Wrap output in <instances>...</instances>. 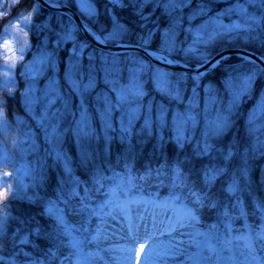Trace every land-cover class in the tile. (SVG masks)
Instances as JSON below:
<instances>
[{"label": "snow or ice", "instance_id": "snow-or-ice-1", "mask_svg": "<svg viewBox=\"0 0 264 264\" xmlns=\"http://www.w3.org/2000/svg\"><path fill=\"white\" fill-rule=\"evenodd\" d=\"M72 3L82 16L81 23L58 13L62 19L52 41L56 48L71 42L64 90L55 74L54 51L41 46L26 65L30 77L49 66L53 70L42 90L45 104L40 116L33 118L43 123L45 139L52 145L50 153L60 162L64 176L52 195L33 192L21 198L36 204L39 211L24 209L13 216L9 205L0 208V253L9 252L0 254V262L91 264V257L98 254L91 244L107 240L109 231L119 235V228L126 233L119 237L124 243L108 245L116 264H131L137 244V264H264V183L254 189L248 174L250 157L264 154V134H258L264 127V88L245 116L244 135L233 134L224 141L239 104L251 94L255 80L264 76V52L258 59L242 55L236 64H225L218 77L220 87L204 81L202 108L199 103L202 78L225 59L213 58L211 46L219 39L232 40L230 34L241 29L247 33L264 24V0H234L211 15L204 0H198L186 17L182 9L190 0H44V5L57 9ZM249 4L260 8V14L249 12ZM148 5L159 7L167 23L161 27L153 21L147 27ZM41 7L36 0L28 17ZM117 10L127 12L130 19L124 21ZM233 13L236 19L228 23L221 19ZM101 16L105 19L100 20ZM198 16L205 18L193 25ZM80 32L110 47L78 39ZM85 55L86 65L82 62ZM176 65L185 70L172 71L170 66ZM98 83L103 87L98 88ZM29 92L32 96L26 103L31 110L36 100L34 83H26L22 95ZM57 100L59 104L52 107ZM90 108L100 121L98 129L93 127ZM65 118L68 123L61 127ZM137 123L138 128L134 127ZM69 132L79 147L83 180L70 175L67 156L59 147ZM101 137L109 150L103 160L81 146ZM113 139L122 145L114 159L109 149ZM149 139V152L136 168L135 161ZM245 196L251 201L250 213ZM15 197L14 189L9 195L0 187V201ZM249 214L258 216L260 222L250 225ZM39 216L47 222L42 224ZM237 219L242 222L236 223ZM158 236L166 239H155ZM28 245L31 250H25Z\"/></svg>", "mask_w": 264, "mask_h": 264}, {"label": "trees", "instance_id": "trees-1", "mask_svg": "<svg viewBox=\"0 0 264 264\" xmlns=\"http://www.w3.org/2000/svg\"><path fill=\"white\" fill-rule=\"evenodd\" d=\"M102 3V0H99ZM198 0H190V5L186 6L182 11L185 13V17L190 7H194L197 4ZM234 2V0H204V3L208 5L207 15H211L213 12L219 11L221 8L230 5ZM35 3L33 0H4L2 4H0V35H1V24L8 23L13 21L16 18H21L24 16H28L29 11H32L31 6ZM66 6L72 8L78 15L82 18L79 11L76 9L75 4H65ZM248 9L251 11H255L256 14H260V8L253 9L251 4L248 5ZM145 11L150 12L149 16V24L147 27L153 26L152 22L155 21L159 23L162 27L165 23H167V18L161 13V9L159 7L152 9L150 5L145 7ZM57 12H51L45 10L43 8L39 9L38 12L33 11L32 16H30V24L26 29V34L28 35V39L32 45H43L47 49L54 51L57 59H58V73H56V77L61 87V91L64 90L65 82L63 79L64 66H65V58L68 55L67 49L71 47V42L66 41L65 45L63 44L59 48H56L53 45L52 41L55 40V31L59 29L60 19L62 17H58ZM117 15H120L124 21H128L130 19L127 12H121L117 10ZM67 17V16H66ZM70 19L69 17H67ZM204 16L195 17L192 20V24H198L201 20H203ZM103 16L100 17V20H104ZM47 22V26L45 25ZM183 23H188L187 19L183 20ZM95 27V25H93ZM139 31V29H137ZM233 35L232 40H228L226 38L217 40L211 46V52L216 55L218 52H222L230 49H246L251 51L259 56L261 52H264V24H261L255 31L249 30L245 33L244 30H239L236 34ZM184 33L181 30L179 33V38H183ZM191 35H189V39ZM78 39H83L81 35L78 33ZM158 39V33L154 36L152 45L155 46L156 40ZM87 51V50H85ZM213 55V56H214ZM240 60V57H230L226 60H223L222 63L214 70V72L206 74L205 77L202 78V82L199 89V103L200 107H203V82L210 80L214 83L217 88L220 87L219 84V75L223 70V66L225 64H236ZM83 64H87L86 55L83 57ZM24 68L22 65L15 67L14 73L12 74V84L4 90H0V110L2 114V121H0V150L6 149L7 151H11L10 155L14 159H20V163H23L24 160L28 162L33 161L36 164V173L35 174V182L27 188V190L23 194H19L12 199H6L4 201H0V208H3L5 204L9 205L8 211H10L11 215H16L18 212L23 211L24 209H28L30 211H39V207L36 204L27 203L25 200L21 199L27 194L33 192H39L42 196L52 195L53 190L57 184V181L60 180L61 177L64 176V169L60 163H51L52 159L49 155L43 152L42 146H39L40 139L38 138V144L31 147L30 144L26 143L24 139L28 138L31 130L37 132L39 129V125L36 122V119L33 118V115L36 117L40 115V110L43 107V103H39L31 106V110H29V105L25 103L23 100L24 95H22V90L24 89L27 81L23 77L21 71ZM49 70V69H47ZM52 70L47 71L44 75L39 76L38 78V88H43L42 86L45 81L51 76L53 73ZM98 75V74H97ZM86 78V77H85ZM98 88H102L103 85L98 83ZM189 87L191 84L189 83ZM264 88V76L258 77L253 85L251 94L245 97L242 102L239 104L237 111L233 115V126L229 130L228 133L224 136L225 143L235 134L237 138H240L244 135V120L247 115L248 109L252 107L254 103L257 101V96L260 94L261 89ZM41 100V99H40ZM46 99H43L45 101ZM224 100H227V93H224ZM59 104V100L55 101V107ZM73 106H75V100L73 99ZM183 107V105H181ZM92 112V123L93 127L99 128L100 121L95 116V112L93 109H89ZM215 111V107L211 109V112ZM203 121L201 120V123ZM134 127H139V123H137ZM38 133V132H37ZM199 133V128L196 129V134ZM112 134V133H111ZM165 134H168L167 132ZM258 134H264V127L258 129ZM71 134L69 133L66 136V139L62 143L63 152H65L68 157L67 163L71 169L70 175H75L79 177L81 180L85 178V169L79 163V157L76 153L75 146L72 141ZM136 135L133 134L132 142L135 143ZM81 146L87 147L93 155H98L101 160L105 158V156L109 155V150H105L103 137L99 140H91L88 142H82ZM122 147L121 143L118 140L113 139L110 142L109 149L111 152V158L114 159L115 152L118 151ZM151 147V139L147 140L143 146V154L138 157L135 161V167L139 168L144 163L146 158V154L149 152V148ZM20 151H24L25 153H20ZM1 152V151H0ZM168 154L169 157L172 156L171 145L168 146ZM2 159V155H0V160ZM17 165V164H16ZM4 166H0V174H4ZM7 171V169H6ZM248 174L250 178L251 185L254 189H258L261 183H264V154H256L251 156L248 161ZM70 178V176H69ZM219 183V180L217 181ZM35 185V187H34ZM164 190L161 189V194H163ZM10 195V194H9ZM245 202L247 204L246 211H249L252 207L251 201L248 197H244ZM38 219L41 223H46L47 220L43 216H39ZM69 219H75L74 217H69ZM249 224H258L259 218L258 216L254 217L249 214L246 216ZM239 219H237L236 223H241ZM13 221H10V224ZM37 244H41L42 241L37 238ZM25 250H31V246H25ZM3 255H8L9 252L6 250ZM39 254L38 252L36 253ZM62 254V253H61ZM18 259H23V257L18 256ZM3 264V262H0Z\"/></svg>", "mask_w": 264, "mask_h": 264}, {"label": "rangeland", "instance_id": "rangeland-1", "mask_svg": "<svg viewBox=\"0 0 264 264\" xmlns=\"http://www.w3.org/2000/svg\"><path fill=\"white\" fill-rule=\"evenodd\" d=\"M227 1H230V0H227ZM3 2L4 0H0V4H2ZM248 11L252 12L250 9H248ZM1 14L2 13H0V16ZM25 17H28V16H24L21 18L19 17L6 24L5 23L3 25L1 24L2 33L0 35V45H2V47H0V90H4L12 84L11 82L12 74L14 73L13 71L15 67L22 65L24 70L21 72L23 73V77L26 79L25 81H27V83H34V86L36 88L35 103L39 104L42 102L44 106L45 101H43V99H46L45 97L42 96V90L44 87L38 88L37 80L39 76L44 75L47 71L52 70V68L51 66L44 68V70L35 77L29 76L26 70V65L30 60H32L34 53H38L41 51V46L43 45H32L30 43L28 39V35L26 34V29L30 24V17H28L27 19H25ZM221 19L225 23H228L230 19H236V14L233 13L231 17L225 14L224 16L221 17ZM5 41H7V43H5ZM65 43L66 42H64V45ZM43 47L46 48L45 46ZM57 69H59L58 59L56 62L55 74L58 73ZM51 72L53 73V70ZM44 85L45 83L42 86ZM31 96H32L31 92L24 94L23 100L25 101V103ZM35 103L33 105H35ZM53 105H55V102ZM1 113L2 112L0 110V121L3 120ZM36 122L39 125V128H38L39 130L37 131L38 133L31 130L30 132H28L29 133L28 138L24 139V141H26V143L30 144L31 147H33L35 146V144H38L37 139L39 138L41 141L39 142L40 143L39 146H42L43 152L50 156V158L52 159L51 163L52 164L60 163L59 161H54L50 153V149L52 145H50L45 139L43 123L39 122L38 120H36ZM45 123H51V121H45ZM67 123H68V119L65 118L64 120H62L60 126L64 127ZM69 133H65L59 141V147L62 150L63 148L61 145ZM110 135L112 134L110 133ZM53 140L55 142V138H53ZM72 141L75 146L76 153L79 157V147L74 140ZM0 151H1L0 155H2V159L0 160V166H4L3 167L4 172L8 173L7 175L8 177L5 176L4 174H0V187H3L6 190H8L10 195H11V190L14 189L16 192V196H19V194H23L27 190V188L30 187L35 182L34 173H36V164L34 162V159L33 161H30V162H28L27 160H24L23 163L19 164L20 159L18 158L14 159L12 155H10L11 151H7L6 149H1ZM19 152L23 154L25 153L24 151H20V150ZM113 223H116V222L113 221ZM116 232L119 235H113L112 232L109 231L107 240H103L102 242H99L96 244H91V247L95 249L98 253L97 255H93L91 257V264H106V262H108V264H116V257L111 254V252L109 251L108 245L123 244L124 241L120 239L119 237L126 234V233H120L119 228L116 229ZM155 239L163 240V239H166V237L158 236ZM138 247H139L138 244L134 246L133 258H132L131 264H137V260L135 256V249H138ZM144 250L145 251L147 250V244H145ZM113 251H116L117 254H119L118 250L113 249ZM142 256H143V252H141V257Z\"/></svg>", "mask_w": 264, "mask_h": 264}, {"label": "water", "instance_id": "water-1", "mask_svg": "<svg viewBox=\"0 0 264 264\" xmlns=\"http://www.w3.org/2000/svg\"><path fill=\"white\" fill-rule=\"evenodd\" d=\"M33 1L36 2V0H33ZM40 3L42 5L41 8H43L45 10H48L51 12L63 13L65 16L69 17L75 24L79 25L81 23L82 18L78 15V13H76V11H74L72 8H70L66 5L57 9V8H52V7L44 5V0H40ZM79 34L81 35V37L84 40L90 41L91 44L96 45L97 47H110L109 45H98V44H96V42L91 39V36L87 32H80ZM242 55L251 56L253 59H258V57H259L257 54H255L251 51H248L246 49H239V50L238 49H230L229 51L225 50V51H222L220 53L218 52V54L214 55L213 58H216V56H220V57H225L224 60H226L230 57H241ZM170 67H171L172 71H184L185 70L179 65L170 66ZM205 67H207V65H205Z\"/></svg>", "mask_w": 264, "mask_h": 264}]
</instances>
